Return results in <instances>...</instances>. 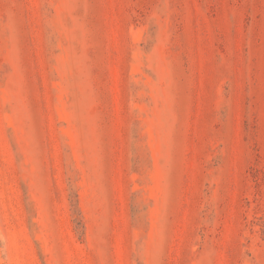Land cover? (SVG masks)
Instances as JSON below:
<instances>
[{
	"label": "rangeland",
	"instance_id": "1",
	"mask_svg": "<svg viewBox=\"0 0 264 264\" xmlns=\"http://www.w3.org/2000/svg\"><path fill=\"white\" fill-rule=\"evenodd\" d=\"M0 264H264V0H0Z\"/></svg>",
	"mask_w": 264,
	"mask_h": 264
}]
</instances>
